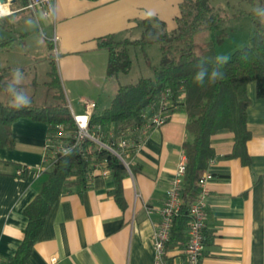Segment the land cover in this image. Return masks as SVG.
<instances>
[{
  "label": "crops",
  "instance_id": "crops-1",
  "mask_svg": "<svg viewBox=\"0 0 264 264\" xmlns=\"http://www.w3.org/2000/svg\"><path fill=\"white\" fill-rule=\"evenodd\" d=\"M255 1L249 4L253 9L264 7V0ZM182 2L57 0L51 18L42 11H28L1 20L17 17L19 28L37 24L48 45L43 62L56 65L70 109L81 115L83 100L96 104L93 113L109 108L113 100L112 94L105 95L109 82L120 77L107 78L109 54L99 41L108 36L118 41L139 40L146 20L171 32L177 28ZM18 35L30 48L32 32ZM133 49L138 48H131L130 55ZM50 67L46 74L50 75ZM245 92L250 100L248 164L240 158L222 160L235 143L229 130L212 138L217 159L207 170L214 180L208 183L206 199L204 264H264V99L257 97L254 82ZM187 122L186 112L176 108L165 125L147 130L140 144L125 151L133 171L123 180L124 207L114 197L116 184L105 164L91 169L86 187L71 185L53 205L24 264H154V233L162 221L166 193L185 157L184 144L191 140ZM12 131L15 148L0 147V258L5 264L24 240L25 210L40 194L49 172L45 164L49 126L24 118L14 123ZM183 258L184 247L178 246L168 253L167 262L181 264Z\"/></svg>",
  "mask_w": 264,
  "mask_h": 264
},
{
  "label": "trees",
  "instance_id": "trees-1",
  "mask_svg": "<svg viewBox=\"0 0 264 264\" xmlns=\"http://www.w3.org/2000/svg\"><path fill=\"white\" fill-rule=\"evenodd\" d=\"M255 4V0H241ZM25 5V3H24ZM254 10V9H253ZM242 11L234 15L218 12L210 0H183L181 16L177 19V28L171 32L164 26L158 27L150 20L144 21L139 40L118 41L115 36L102 38L100 46L108 51L107 78H118L129 74L132 69L131 48L144 50L150 45H159L162 58L159 67L154 70V78H140L136 83L120 86L109 108L93 113L90 127H102L105 130L114 127L117 131L144 124L149 107L162 93L169 91L171 109H183L188 118L187 131L191 140L184 144L187 159L186 176L183 182L180 213L174 218L170 239L166 244L168 253L183 246L187 240L186 229L189 221V206L195 202L200 189L198 182L217 159L212 138L221 130H229L235 137L232 152L222 160L240 158L248 164L247 142L251 134L247 128V109L250 100L245 89L254 82L257 97L264 99V24L254 15V11ZM249 16L255 31L249 45L237 50L223 66L224 78L211 82L206 78L203 85L195 82L197 65L218 55L217 48L229 38L223 28L226 22ZM203 31L211 33L206 43H196L195 36ZM50 76L51 86L61 88V80L53 63ZM14 69H0V147L13 150V125L20 119H30L49 126V137L53 136L57 126H63L68 134L76 130L72 111L65 102L64 94L55 97L61 101L57 105H46L14 109L1 96ZM24 89L23 85H20ZM106 165L111 172L116 187L114 197L124 207L123 180L128 169L122 161L106 149H100L90 142L81 149L59 156L48 172L37 198L27 207L25 214L28 225L25 237L16 255L8 264H24L33 251L47 217L61 195L71 186H87V177L91 169L99 164ZM132 171L133 169L130 168Z\"/></svg>",
  "mask_w": 264,
  "mask_h": 264
},
{
  "label": "built area",
  "instance_id": "built-area-1",
  "mask_svg": "<svg viewBox=\"0 0 264 264\" xmlns=\"http://www.w3.org/2000/svg\"><path fill=\"white\" fill-rule=\"evenodd\" d=\"M0 0V10L2 7L8 9L2 18L14 15L27 10L31 14L42 11L46 17H53L55 13V4L57 0ZM24 8L20 5L24 4ZM15 6V7H14ZM19 8V9H17ZM84 103V114L78 115L72 111L76 130L68 134L63 126H57L52 137H49L46 145L45 164L47 170L56 163L59 156H64L72 151L81 149L83 145L90 142L97 145L100 149H106L113 153L120 161L124 163L128 172L130 167L125 160V151L137 146L143 140L147 130L159 128L165 125L172 117L176 108L171 109V100L169 91L162 93L158 101L150 107V113L145 114V122L141 126L128 127L117 131L114 127L104 129L102 127L91 128L90 123L96 104L91 101H82ZM67 153V154H66ZM105 164V163H104ZM187 159L186 156L180 161L175 180L166 193V202L161 210L162 221L154 233L155 262L154 264H168L166 260V244L170 239L173 221L180 213L183 205L182 190L183 182L186 176ZM107 174V173H106ZM211 173H205L198 182L200 194L194 203L189 206V221L186 229V242L184 244V258L181 264H204V253L206 249V220L207 204L206 199L209 196L208 183L213 181ZM54 263L56 260L53 261ZM0 264H5L0 258Z\"/></svg>",
  "mask_w": 264,
  "mask_h": 264
},
{
  "label": "rangeland",
  "instance_id": "rangeland-1",
  "mask_svg": "<svg viewBox=\"0 0 264 264\" xmlns=\"http://www.w3.org/2000/svg\"><path fill=\"white\" fill-rule=\"evenodd\" d=\"M210 2L218 12L229 16L242 11H251L253 9L248 3L240 0H210ZM24 6L25 5L22 4L19 8H24ZM26 12L28 11L22 10L19 13ZM29 25H31V28L29 26L19 28L17 17L15 19L11 18L0 21V67L27 69L24 73L21 71L25 77L22 84H24V89L31 98V105L36 107L43 105H57L61 101L55 96L63 92L64 99H66L65 102L70 107V101L66 96L63 86L61 85V88L51 86L50 83L52 82V78L45 72L46 67H50V65L43 62L45 61L43 56L48 52V45L46 44L44 35L39 31L35 22H32ZM223 28L229 33V38L224 44L217 48V52L218 55H224L227 57L235 51L248 46L250 38L255 31L252 19L245 15L226 22ZM28 30L32 32L31 42H29L31 49H27L24 44L20 42L21 38L18 35L19 33L27 32ZM44 34L47 35L48 33L45 32ZM209 39V31L200 32L195 36V42L199 44L206 43ZM7 44L12 45L7 50L3 49V46ZM161 58L162 54L159 45H150L144 50L140 48L133 49L131 52L133 65L130 73L120 75L118 79L111 80L105 95L109 96L110 93V95L112 94V98H114L116 95L115 92L120 86L136 83L143 77L154 78V70L156 67H159ZM32 64L34 65L32 66ZM9 80H11V75ZM1 99L6 102L8 98L3 94ZM104 99L105 96L103 97V100ZM71 104H73L75 109L77 108L76 103L72 102Z\"/></svg>",
  "mask_w": 264,
  "mask_h": 264
},
{
  "label": "clouds",
  "instance_id": "clouds-1",
  "mask_svg": "<svg viewBox=\"0 0 264 264\" xmlns=\"http://www.w3.org/2000/svg\"><path fill=\"white\" fill-rule=\"evenodd\" d=\"M254 15L264 22V7H257L254 10ZM3 10H0V16L5 15ZM230 58L224 55H217L208 61L210 66H206L204 61L198 65V71L195 74V82L203 85L206 78L211 82L222 80L224 78L223 66ZM25 77L19 68L14 69L11 73V80L3 88L4 94L9 100V104L14 109H21L31 105V98L25 89L20 85L23 83ZM67 154V153H66Z\"/></svg>",
  "mask_w": 264,
  "mask_h": 264
},
{
  "label": "bare ground",
  "instance_id": "bare-ground-1",
  "mask_svg": "<svg viewBox=\"0 0 264 264\" xmlns=\"http://www.w3.org/2000/svg\"><path fill=\"white\" fill-rule=\"evenodd\" d=\"M1 10H3L4 13H6L8 11V9L5 7H2Z\"/></svg>",
  "mask_w": 264,
  "mask_h": 264
},
{
  "label": "water",
  "instance_id": "water-1",
  "mask_svg": "<svg viewBox=\"0 0 264 264\" xmlns=\"http://www.w3.org/2000/svg\"><path fill=\"white\" fill-rule=\"evenodd\" d=\"M2 3H4L5 1L4 0H1Z\"/></svg>",
  "mask_w": 264,
  "mask_h": 264
}]
</instances>
